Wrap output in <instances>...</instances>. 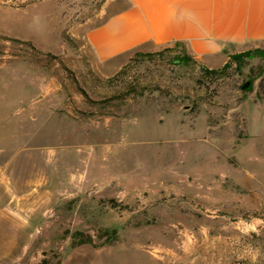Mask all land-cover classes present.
<instances>
[{
    "label": "rangeland",
    "instance_id": "obj_1",
    "mask_svg": "<svg viewBox=\"0 0 264 264\" xmlns=\"http://www.w3.org/2000/svg\"><path fill=\"white\" fill-rule=\"evenodd\" d=\"M112 11L0 0V264H264V56L99 69Z\"/></svg>",
    "mask_w": 264,
    "mask_h": 264
},
{
    "label": "crops",
    "instance_id": "obj_2",
    "mask_svg": "<svg viewBox=\"0 0 264 264\" xmlns=\"http://www.w3.org/2000/svg\"><path fill=\"white\" fill-rule=\"evenodd\" d=\"M107 2L112 13L85 35L99 69L119 68L132 52L170 43L182 45L188 55L211 67L224 65L235 53L264 50V0ZM173 249L168 250L170 259L178 262L181 255Z\"/></svg>",
    "mask_w": 264,
    "mask_h": 264
},
{
    "label": "trees",
    "instance_id": "obj_3",
    "mask_svg": "<svg viewBox=\"0 0 264 264\" xmlns=\"http://www.w3.org/2000/svg\"><path fill=\"white\" fill-rule=\"evenodd\" d=\"M256 54L264 56V50L256 49V50H248L240 53H235L229 56V61H227L221 68L216 69H206V73L208 74H216L224 72L232 62H237L238 64L244 62L246 57L250 58Z\"/></svg>",
    "mask_w": 264,
    "mask_h": 264
},
{
    "label": "water",
    "instance_id": "obj_4",
    "mask_svg": "<svg viewBox=\"0 0 264 264\" xmlns=\"http://www.w3.org/2000/svg\"><path fill=\"white\" fill-rule=\"evenodd\" d=\"M248 84H249V82H247L243 87H247L248 86Z\"/></svg>",
    "mask_w": 264,
    "mask_h": 264
}]
</instances>
